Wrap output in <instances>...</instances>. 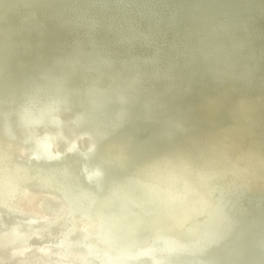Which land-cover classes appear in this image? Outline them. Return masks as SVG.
<instances>
[{
    "label": "bare ground",
    "instance_id": "1",
    "mask_svg": "<svg viewBox=\"0 0 264 264\" xmlns=\"http://www.w3.org/2000/svg\"><path fill=\"white\" fill-rule=\"evenodd\" d=\"M168 1L183 22L131 26L122 0H0V264H192L177 256L263 246L264 0ZM228 10L247 32L219 28ZM53 104L55 128L24 123ZM44 130L61 160L27 156L23 138ZM6 213L36 221L15 239Z\"/></svg>",
    "mask_w": 264,
    "mask_h": 264
},
{
    "label": "water",
    "instance_id": "2",
    "mask_svg": "<svg viewBox=\"0 0 264 264\" xmlns=\"http://www.w3.org/2000/svg\"><path fill=\"white\" fill-rule=\"evenodd\" d=\"M218 1L221 4H224V0H218ZM70 5L72 7H75L71 3ZM118 7L127 11L125 13H122L119 17H122L123 15L133 17L132 21L130 22L131 26H139L141 20H146V19H149L154 24L160 25V26H162L165 20H169L173 24H175L174 22H183V16L181 14L178 15L179 10H176L175 6H171L169 1L162 4L161 0H122V3H120ZM154 7L157 10L152 9ZM159 7H163V9H165L166 11H163V9L159 10L158 9ZM233 13H234L233 11L228 10L227 17L223 19L221 24H219V28H221L224 31V33L228 32V34H230L229 29L231 26H235L236 30H239V33L247 32V25L242 20H239ZM83 22H85L86 25L90 26L91 28H97L103 25V22L99 18L98 14L91 16L90 13H88L87 20ZM138 32H136V34H132V32L131 33L126 32V33H127V36H129L130 38H133L135 40L145 43V44H142L144 46L154 48L160 51L162 50L164 46V42L158 41L157 43H155V38L153 35H149L148 37ZM127 36H124V38L127 39ZM159 46H160V49H159ZM210 55L213 56L212 62L217 63V60L220 57H218L215 54H210ZM157 57L160 58L159 56ZM154 62H157V58H154ZM94 97L100 102L107 103L110 106H112V104H110L109 102L119 103L117 100H120L113 96L106 97L104 100L98 94H95ZM119 104H123V103H119ZM57 106H58L57 104H53L45 109H43L42 107H38V109L36 110H29V114L26 116V121H24V123L30 125V124H36V123H43L44 120L51 119L52 122L54 123L53 126L51 127L55 128V126L63 122L61 119V116L59 117L58 116L59 114L55 111ZM121 116L122 118H125L127 114L122 112L120 113L119 117L121 118ZM50 133L51 132H45L44 130L40 134V135L44 134L45 136L42 138L43 140L41 141L37 139V136L35 135H30L28 139L26 137L23 138V140L25 141V146L27 148V156L29 157L30 160L52 161V160H61L64 157V154L58 153L57 149L55 150V152L51 149L49 143L54 141L55 138L57 137H56V134H51L50 137L47 136ZM77 148H78L77 144L72 142L67 147V151L73 152ZM60 150L62 151V149ZM87 151H88V146L85 148L84 152L81 154L84 157V158L82 157L84 160L89 155ZM94 165H97V164H94ZM81 167H82V176L85 177L86 182H89V181L96 182L99 178L102 177V170L100 171L97 168L89 170L86 167H83V166ZM5 215L8 216L7 217L8 219L13 221V223L10 226H7L6 229L11 227L10 230L15 231V234L13 235L14 237H16L15 239L19 238V236L21 235H24L27 224L33 223L36 221L34 217H28V216L11 217V215H14V214L9 215L8 213H6ZM14 219H15V222H14ZM249 232L253 236V233L251 231ZM227 235L221 238L220 240H218L217 244L215 245L222 244L226 239H229L230 235L229 234ZM262 244L263 246L258 245L255 247H251L248 244L246 247L244 246L240 248L239 250H237V252L234 255L230 256L229 258H225V259L223 258V259L211 260L208 257V254L206 253L208 251L192 252L194 254H185L184 252H182V254H179L177 258L183 257L184 259L191 261L192 264H264V242H262ZM160 253L162 257L160 259V262H158L157 264H169L171 262L169 259H172V257L170 258L167 254H164L162 252ZM5 262H9V261H4L3 263Z\"/></svg>",
    "mask_w": 264,
    "mask_h": 264
}]
</instances>
